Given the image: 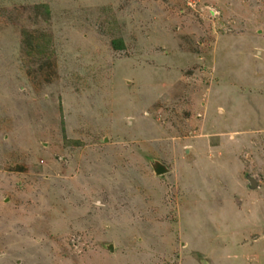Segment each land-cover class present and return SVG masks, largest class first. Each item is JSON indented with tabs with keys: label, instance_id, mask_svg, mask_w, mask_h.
Returning <instances> with one entry per match:
<instances>
[{
	"label": "rangeland",
	"instance_id": "rangeland-1",
	"mask_svg": "<svg viewBox=\"0 0 264 264\" xmlns=\"http://www.w3.org/2000/svg\"><path fill=\"white\" fill-rule=\"evenodd\" d=\"M263 235L264 0H0V264H264Z\"/></svg>",
	"mask_w": 264,
	"mask_h": 264
},
{
	"label": "water",
	"instance_id": "water-1",
	"mask_svg": "<svg viewBox=\"0 0 264 264\" xmlns=\"http://www.w3.org/2000/svg\"><path fill=\"white\" fill-rule=\"evenodd\" d=\"M151 166H152L154 173L157 176L165 175L169 172V168L166 165H164L163 163H161L159 160H151ZM247 179L251 183V188L257 187L256 179L254 177L248 176ZM107 249L110 252H113V246L112 245H108Z\"/></svg>",
	"mask_w": 264,
	"mask_h": 264
},
{
	"label": "crops",
	"instance_id": "crops-1",
	"mask_svg": "<svg viewBox=\"0 0 264 264\" xmlns=\"http://www.w3.org/2000/svg\"><path fill=\"white\" fill-rule=\"evenodd\" d=\"M194 163H196V160L194 161ZM193 164V163H192ZM166 165V164H165ZM168 167V166H167ZM169 168V167H168ZM168 173H170V168H169V172ZM167 173V174H168ZM252 177V176H251ZM255 178V177H254ZM250 183V182H249ZM256 183H257V180H256ZM251 184V183H250ZM257 186H258V184H257ZM252 189H254L255 190V188H252ZM254 238H256V237H254ZM262 238H264V235L262 236ZM254 242H253V244L249 247V249H251V251L253 252L254 251V245H256V244H258V241H259V238H257V239H254L253 240ZM249 241H247V242H244L243 244H242V248L248 243ZM260 242H262V241H260ZM259 242V243H260ZM185 246V244H183L182 245V247H184Z\"/></svg>",
	"mask_w": 264,
	"mask_h": 264
},
{
	"label": "trees",
	"instance_id": "trees-1",
	"mask_svg": "<svg viewBox=\"0 0 264 264\" xmlns=\"http://www.w3.org/2000/svg\"><path fill=\"white\" fill-rule=\"evenodd\" d=\"M44 9L46 10V12H49V7L47 5L44 6ZM121 43L122 41H119V42H115V47L118 48V49H121ZM123 45V43H122ZM122 48H124V45L122 46Z\"/></svg>",
	"mask_w": 264,
	"mask_h": 264
}]
</instances>
